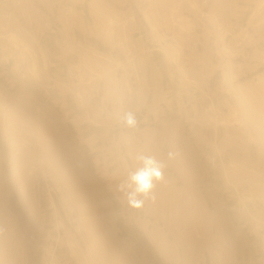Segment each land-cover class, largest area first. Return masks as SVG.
<instances>
[{
	"label": "rangeland",
	"instance_id": "1",
	"mask_svg": "<svg viewBox=\"0 0 264 264\" xmlns=\"http://www.w3.org/2000/svg\"><path fill=\"white\" fill-rule=\"evenodd\" d=\"M260 1L0 0V264H264Z\"/></svg>",
	"mask_w": 264,
	"mask_h": 264
},
{
	"label": "clouds",
	"instance_id": "2",
	"mask_svg": "<svg viewBox=\"0 0 264 264\" xmlns=\"http://www.w3.org/2000/svg\"><path fill=\"white\" fill-rule=\"evenodd\" d=\"M127 123L132 125L135 120L132 114H126ZM142 167L130 176V180L135 185L133 191L128 193L129 202L139 206L140 201L136 199L139 195H146L153 187V182L161 179L159 163L152 157H140Z\"/></svg>",
	"mask_w": 264,
	"mask_h": 264
},
{
	"label": "bare ground",
	"instance_id": "3",
	"mask_svg": "<svg viewBox=\"0 0 264 264\" xmlns=\"http://www.w3.org/2000/svg\"><path fill=\"white\" fill-rule=\"evenodd\" d=\"M193 5H194V3H192ZM259 7H260V9L262 8V7H264V0H261L260 2H259ZM174 11H176V9H174ZM173 11V12H174ZM9 37H10V39H16V36L13 34V33H9ZM15 41V40H14ZM22 47H24V48H26V49H29V47L27 46V44H25V43H23V46ZM30 50V49H29ZM32 55V59H33V65L35 66V64H36V55L32 52L31 53ZM23 142V141H22ZM36 149V148H35ZM43 151V150H42ZM33 157V156H32ZM41 162V161H40ZM41 164V163H40ZM75 164H77V163H75ZM43 168V167H42ZM96 169V168H95ZM70 170V169H69ZM70 172V171H69ZM82 172V171H81ZM84 172V171H83ZM106 172V171H105ZM71 173V172H70ZM75 173V172H74ZM57 174V173H56ZM72 174V173H71ZM86 174V173H85ZM84 174V175H85ZM54 176V175H53ZM112 176V175H111ZM104 177V176H103ZM72 178V177H71ZM112 178V177H111ZM78 179V178H77ZM73 180H74V176H73ZM79 180V179H78ZM69 182V181H68ZM76 182V181H75ZM72 183V182H71ZM78 184V183H77ZM87 184H88V181H87ZM79 185V184H78ZM74 186V185H73ZM72 186V187H73ZM79 187V186H78ZM93 187H94V185H93ZM75 188H77V186L75 187ZM95 188V187H94ZM72 189V188H71ZM82 189V188H81ZM96 189V188H95ZM101 190V189H100ZM75 192V191H74ZM84 193V192H83ZM93 194H94V192H93ZM72 195V194H71ZM77 195H78V193H77ZM68 196V195H67ZM83 196V195H82ZM81 196V197H82ZM69 198H70V196H69ZM74 198V197H73ZM85 198V197H84ZM83 198V199H84ZM90 198V197H89ZM86 199V198H85ZM91 199V198H90ZM103 199V198H102ZM67 202V201H66ZM85 202V201H84ZM83 203V202H82ZM86 203H87V199H86ZM99 204V203H98ZM72 205V204H71ZM83 205V204H82ZM70 206V205H69ZM79 207H80V205H78ZM78 208V207H77ZM89 208H90V205H89ZM80 209V208H79ZM71 210V209H70ZM99 210V209H98ZM81 211V210H80ZM79 211V212H80ZM102 211V210H101ZM78 212V211H77ZM101 214V213H100ZM94 216V215H93ZM110 217H111V215H110ZM142 221V220H141ZM140 224V223H139ZM107 244V243H106ZM111 244V243H110ZM108 246V245H107ZM110 249V248H109ZM105 251V250H104ZM130 254V253H129ZM100 255V254H99ZM117 256V255H116ZM115 256V257H116ZM94 257V256H93ZM101 258H102V254H101V256H100ZM114 257V256H113ZM90 258V257H89ZM112 258V257H111ZM92 259V258H91ZM103 259V258H102ZM116 259V258H115ZM216 262H217V260H216ZM104 264H109V263H104Z\"/></svg>",
	"mask_w": 264,
	"mask_h": 264
},
{
	"label": "built area",
	"instance_id": "4",
	"mask_svg": "<svg viewBox=\"0 0 264 264\" xmlns=\"http://www.w3.org/2000/svg\"><path fill=\"white\" fill-rule=\"evenodd\" d=\"M202 2H203L204 4H206V3L208 2V0H202ZM209 163H210V165H211L212 167H215V166L217 165V163H218V161H217V157H216L215 155H213L212 157H210V158H209Z\"/></svg>",
	"mask_w": 264,
	"mask_h": 264
}]
</instances>
